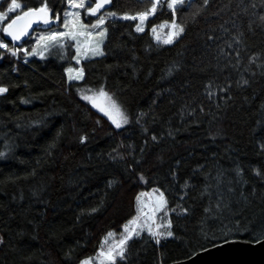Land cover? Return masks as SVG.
Instances as JSON below:
<instances>
[{
  "label": "trees",
  "instance_id": "trees-1",
  "mask_svg": "<svg viewBox=\"0 0 264 264\" xmlns=\"http://www.w3.org/2000/svg\"><path fill=\"white\" fill-rule=\"evenodd\" d=\"M17 2L46 4L51 18L69 3ZM169 2L142 32L121 17L154 0H111L89 13V25L115 15L104 19L102 55L79 62L80 80H68V39L30 58L0 48V264H81L125 237L143 190L164 197V235L157 243L141 230L115 264H169L264 238V0ZM162 22L184 30L159 43L150 29ZM39 28L16 47L2 29L0 40L31 53ZM101 89L127 118L120 128L82 98Z\"/></svg>",
  "mask_w": 264,
  "mask_h": 264
},
{
  "label": "rangeland",
  "instance_id": "rangeland-1",
  "mask_svg": "<svg viewBox=\"0 0 264 264\" xmlns=\"http://www.w3.org/2000/svg\"><path fill=\"white\" fill-rule=\"evenodd\" d=\"M1 1L2 0H0V4H1ZM154 1L157 4L161 0H154ZM8 5L3 7V9L0 10V12H6ZM92 5H93V0H85V7L84 8H72L70 6V4L68 3V5L66 6V9L63 11L60 18H58V17L54 18L53 17L50 19L48 24H42L39 28V32L35 35V37L38 39V37L40 35L47 36L50 33L60 34V33H69L70 31L77 33L75 38H72L68 35H63V36L59 37V38H65V39L70 40L73 43V48L75 49V56H74L75 64L71 67H68L66 70L68 80H69L70 74L73 77H76L77 74L82 73L81 68L79 66L80 61H82L83 59L99 56V55L95 54L97 47L99 48V51L102 53L101 49H102V44H103V41H104V38L106 35V30L103 27V25H99L98 27H93V26L97 25L99 19L102 16L105 19L108 17H112V15H110V12H106L105 14L95 18L93 20L92 24L89 25L84 21L85 20L84 18L88 16L89 12L87 11V9L89 7H92ZM22 11H26V10H22V8L17 9L14 12L15 16L20 15L22 13ZM49 13H50V11H49ZM66 13H72V14L79 13L78 23L75 25V27H73V23L77 18L71 14L65 15ZM11 14H13V13L8 14V16L5 18V20L0 21V30L3 29V26L10 21V20H8V22L3 24L7 20L9 15H11ZM152 15H153V13L150 14L147 17V19L149 17H151ZM66 20L68 21V27L67 28L65 27V21ZM137 20H138L139 25H141L140 20L138 18H137ZM145 21L141 25L142 27H144ZM53 24L57 25V26L52 27ZM174 25H175L174 23L162 22V23L152 27L150 29V31L152 32L153 37L157 42L167 44L165 41H167L170 38V34L177 31V28L174 27ZM153 29H155V31H153ZM2 32H3V30H2ZM101 32L105 33L103 37H101L99 35V33H101ZM174 37L175 36H171L172 41L174 40ZM21 49H22V52L24 54H25V52H28L26 50V48H21ZM78 49H79V52H78ZM32 56L33 55H27L26 57L30 58ZM25 60H26V58L23 59V61H25ZM77 61H79V62H77ZM68 69H72V72L69 73ZM80 79H81V75H80L79 79L74 78V79L69 80V81H75V80H80ZM99 93H90V94H85L84 96L93 97L97 100L98 103L105 105V106H110L113 103V101L110 100L108 96L101 97L99 95ZM86 101L89 103V105L91 107H93L92 103L89 100H86ZM115 105L119 109V113L122 114L123 117H125V114L121 110V108L116 103H115ZM93 108L97 112H99L100 114L104 115V113L99 111L98 108H95V107H93ZM113 114L116 115V118L118 120L121 119V116L119 114H117L115 112ZM104 116L108 118V116H106V115H104ZM110 122L112 123L111 120H110ZM123 124L124 123L121 122V126H123ZM112 125L115 128H117L113 123H112ZM164 207H165V200H164V197L162 196V194H160L157 190H150V191H144L143 190L139 196V199H138V212H139V214L136 216V218H134L132 221L128 222L125 225V237L128 236L129 233H131V237H132V236H135L136 234H138L141 230H147L148 231L149 225L156 231L164 232L165 227L167 225V222H166V219L164 216V212H163ZM157 225H160V227L157 228L156 227ZM125 237L110 240L109 244L107 245V248L100 250L95 256L88 258L90 260L91 264H101V260L103 259L102 257L99 256V253L101 251L107 253L108 250L111 248V249H114L116 252H118L120 249V241L125 239ZM105 264H107V262H105Z\"/></svg>",
  "mask_w": 264,
  "mask_h": 264
},
{
  "label": "snow or ice",
  "instance_id": "snow-or-ice-1",
  "mask_svg": "<svg viewBox=\"0 0 264 264\" xmlns=\"http://www.w3.org/2000/svg\"><path fill=\"white\" fill-rule=\"evenodd\" d=\"M70 6L72 8H84L85 7V0H68ZM204 4L207 5L209 3V0H203ZM110 3V0H96V3L94 6L89 7L87 9V11L89 13H91L92 15H95L101 8L104 7L105 4ZM183 0H170L168 7L172 8L173 10H175V5L177 4H182ZM156 3L152 4V8L149 12H142L139 13L137 16H129L127 14H125L122 18L123 19H131V20H136L137 18L140 20L141 25L143 24V22L147 19V17L154 13L156 10ZM22 8V4L17 2V0H11V3H9L6 12H0V21L5 20V18L8 16V14L10 13H14L17 9H21ZM48 7L46 4L42 5L39 8H28L27 11H22V13L20 15H16L14 18L10 19V22H8L7 24H5L3 26V32L7 35L10 36L11 39L13 41H17L21 38V36H24L25 34H27L28 29L32 26L33 23L35 22H40L43 24H48L49 23V16H48ZM74 15L77 19L74 21L73 23V27H75V25L78 23V17H79V13H66L65 15ZM110 15H115V13H110ZM262 20H264V17H261ZM104 24V17L102 16L97 25H94L93 27H98L99 25H103ZM141 25H137L136 27V31L137 32H142L144 29ZM65 27H68V21H65ZM82 27V26H81ZM174 27L177 28V31L174 33L170 34V38L165 41L166 43H171V36H178L181 32H183V27H179L174 25ZM153 31H155V29H153ZM104 32L99 33V35L101 37L104 36ZM63 35H68L72 38H75V36L77 35L76 32L70 31L69 33H50L47 36L45 35H40L36 41V47H34L32 49L31 53L25 52V55H34L37 53V47H43L45 49H47L48 44L52 41H56L59 39L60 36ZM211 39V37H210ZM0 48L5 49L7 52H9L12 56H15L17 54V51H22V49H14V48H10L6 43H4L2 40H0ZM79 52V49H78ZM41 55H43V53H40ZM97 55H102V53L99 51V48L97 47L96 49V53ZM79 62V61H77ZM68 72L71 73L72 69H68ZM80 75L82 74H77L76 77H73L71 74L69 75V80L72 79H79ZM7 92V88L5 87H0V94H3ZM99 95L101 97H106L107 93H105L103 91V89H101ZM83 99L89 100L92 103V106L95 108H98L99 111L103 112L104 115L108 116V118L112 121V123L117 127L120 128L121 127V122L123 123H127V118L123 117L122 114L119 113V109L117 108V106L115 105V103L113 102L110 106H105L102 105L100 103L97 102V100L93 97H89V96H83ZM110 99V98H109ZM117 113L121 116V119L118 120L116 118V115H114L113 113ZM81 142H84V137H81ZM4 153L0 152V156H3ZM94 211V209H93ZM157 228L160 227V225L156 226ZM170 227V224H169ZM148 232L151 236H153L154 238H156V242L159 243V237H161L162 235H164L163 233L154 230L150 225L148 226ZM173 233L171 231L167 232V236H172ZM131 238V233H129L128 236L125 237V239L120 241V249L118 252H116L114 249H109L107 253L101 251L99 253V256L102 257L103 259L101 260V264H105V262H107V264H115L116 261V256L119 255L121 258L124 257V248L123 246L126 244V241L128 239ZM81 264H91L89 259H85L83 261H81Z\"/></svg>",
  "mask_w": 264,
  "mask_h": 264
},
{
  "label": "water",
  "instance_id": "water-1",
  "mask_svg": "<svg viewBox=\"0 0 264 264\" xmlns=\"http://www.w3.org/2000/svg\"><path fill=\"white\" fill-rule=\"evenodd\" d=\"M93 1L94 3L92 6L96 3V0ZM110 4L111 0L110 3L105 4L96 14L107 10ZM48 16L50 21L49 12ZM42 24L43 23L40 22L33 23L28 29L27 34L21 36L17 41H13L11 37L7 36L4 32L3 34L5 38L16 47L18 44L26 41L34 30ZM169 264H264V238L255 242L245 239L225 240L199 250L185 259L174 261Z\"/></svg>",
  "mask_w": 264,
  "mask_h": 264
}]
</instances>
